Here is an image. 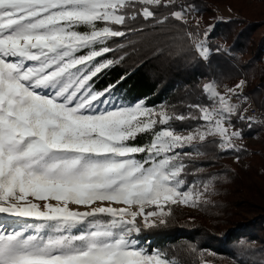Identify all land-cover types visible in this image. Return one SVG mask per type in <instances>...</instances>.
I'll list each match as a JSON object with an SVG mask.
<instances>
[{"label": "snow or ice", "instance_id": "snow-or-ice-1", "mask_svg": "<svg viewBox=\"0 0 264 264\" xmlns=\"http://www.w3.org/2000/svg\"><path fill=\"white\" fill-rule=\"evenodd\" d=\"M122 3L126 0H0V214L10 218L0 219V264H166L132 238L141 231L137 216L154 227L148 217L168 215L162 202L199 199L192 187L180 190L188 154L176 151L191 145L195 134L156 131L158 123H168L167 113L139 102L108 107L111 86L93 88L94 78L117 62L97 58L124 47L107 43L125 36L112 27L125 25ZM173 15L182 18L181 11ZM81 25L88 30L79 31ZM193 47L199 58L209 59L203 40ZM244 83L232 94L238 96ZM205 90L212 91L211 84ZM218 100V109L200 108L208 122L200 140L215 135L221 150L236 151L232 139L242 131L229 133L223 124L231 125L235 115L251 126L252 118L224 96ZM144 133L152 135L148 144L129 143ZM29 197L42 201V209ZM105 201L137 204L140 210L102 206ZM97 202L101 206L93 207ZM70 203L89 210H70ZM145 204L161 211L145 214Z\"/></svg>", "mask_w": 264, "mask_h": 264}, {"label": "trees", "instance_id": "trees-1", "mask_svg": "<svg viewBox=\"0 0 264 264\" xmlns=\"http://www.w3.org/2000/svg\"><path fill=\"white\" fill-rule=\"evenodd\" d=\"M186 7L214 19L215 7H224L233 16L216 20L207 32L208 60L199 58L193 47L198 38L204 39L205 31L194 19L177 20L173 15ZM147 10L152 17L143 16ZM119 14L125 15V25L112 27L125 36L107 43L114 49L117 44L124 47L97 58L117 62L93 83L97 91L111 86L108 107L142 103L168 114V123H158L156 131L178 132L199 127L200 108L213 105L205 85L213 82L220 89H232L244 81L245 100L239 101L237 111L244 113L247 97L261 110L260 121H252L251 126L233 115L231 128L242 131L241 141L233 142L236 151L221 150L215 143L219 138L207 136L196 146L195 155L184 158L183 186L212 178L217 197L210 211L165 205L164 223L143 227L136 219L141 228L136 235L156 244L160 256L176 264H264V0H159V4L128 0ZM78 30L88 29L81 25ZM250 137L260 139L262 145L246 143ZM151 139L150 133H144L129 143L145 145Z\"/></svg>", "mask_w": 264, "mask_h": 264}, {"label": "rangeland", "instance_id": "rangeland-1", "mask_svg": "<svg viewBox=\"0 0 264 264\" xmlns=\"http://www.w3.org/2000/svg\"><path fill=\"white\" fill-rule=\"evenodd\" d=\"M126 1H128V0H126ZM133 1L143 2V0H133ZM215 11H216V14H217V19H214V18H212L209 15H200L197 11H195V10L191 11L190 8L186 7L185 11L182 12L181 20L194 19V22L198 26H200L205 32H208L212 28V26H213V24H214V22L216 20H226V19H229V18L233 17L232 14H230V12L224 7H215ZM203 41H204V43L206 45L207 37L206 38L204 37ZM220 42H222V39H220ZM196 50L199 51L198 49H196ZM28 63H32V62H28ZM209 84H211V86H212V91H207V90H205V87H204L205 93H206L208 98H211V99L212 98H216V99H218V96L222 95V96H224L225 98H227L230 101V105L235 106V107L239 104V101L242 102V101L245 100V96H243L245 83L242 86V88L236 89V91L239 93L238 96L237 95H233L232 92L230 91V90H233L234 88H232V89H220L213 82H211ZM216 94H218V95H216ZM133 106H135V105H133ZM213 107L214 106H212V104H211V105L206 106L205 108H207L209 111H212ZM220 107H221V105L216 106L217 109L220 108ZM247 107L248 106H246L245 111L247 110ZM245 111H244L243 115L245 114ZM200 115H201L200 116V118H201L202 117V112L201 111H200ZM201 120H202V124L199 127L189 128V129H186L184 131L174 132V134H177V135L182 136V137H188L189 135L195 134V139L191 142V145L186 146L184 149H177L176 151L181 152V153L190 152L191 154H188V155H195L194 152H195L196 146L199 143L202 142L200 140V131H207V126H208V122L207 121H204L202 118H201ZM223 126L227 129V131L229 133H231L233 131H236V130H233L231 128V126H230V124L228 123L227 120L224 122ZM188 130H192V132H188ZM209 130L211 131V129H209ZM208 136H215V135H208ZM216 137H218V136H216ZM240 141H241L240 137H234L232 139V143L233 142H240ZM245 142L248 143V144L262 145L260 139H258L256 137H250V138L246 139ZM189 187H192L196 192L200 193L199 199H198L196 204H192V203L185 204V203H183L180 200H177L176 203H173L171 201L162 202V210H163V212L166 213V210H165L164 206L165 205H171V204H173V205H175V206H177V207H179L181 209L190 211V212H203V211L206 212V211H210V206L213 205V200L217 197V193L213 189L214 188V184L212 182V178H207L202 183L192 182L191 184H189L187 186H181L180 190L181 191H185ZM236 197H237V193L236 192L235 193L234 192L231 193V199L234 202L236 201ZM28 200L33 202V203H37V204L41 205V209H42V207H43V202L42 201L35 200V199L31 198V197H29ZM49 202L54 204V205L57 203L55 200H52V201H49ZM21 203H25V202H21ZM92 206L93 207L101 206V202H97L96 204H94ZM102 206H105V207L111 206L113 208L126 209L128 211H135V212H139V210H140V206L137 205V204L126 205V204H123V203H114V202L105 201V202H103ZM68 207L70 208V210L80 211V212H85V211L89 210V208L87 206L77 205V204H72V203H70L68 205ZM160 211H161V209H158L156 207V205H149V204H145L144 205V213L145 214L148 213V212H157V213H159ZM164 217L165 216H162V215H159V214L154 215V216H150V217H148L147 222L149 224L155 225V224L161 223V221L164 220ZM2 218L5 219V220H9L10 219L4 214H0V219H2ZM125 218L126 219H131V217H125ZM11 219L14 220L15 218H11ZM136 219H138L142 223V226L145 227L144 226L145 221H144V216L143 215H138ZM132 238H134V239L139 241L138 247H143L145 253H148V254H156V253H158V249H157V245L156 244L149 243V240H147V239L139 238L136 235V233L133 234ZM162 259H164V258H162ZM172 262L173 261H171V260H166V264H172Z\"/></svg>", "mask_w": 264, "mask_h": 264}, {"label": "built area", "instance_id": "built-area-1", "mask_svg": "<svg viewBox=\"0 0 264 264\" xmlns=\"http://www.w3.org/2000/svg\"><path fill=\"white\" fill-rule=\"evenodd\" d=\"M226 100L229 102L230 101L226 98ZM247 110L245 111V116L247 117H251L252 121H260L261 118V110L254 104V102L252 101V99L250 97H247ZM219 100L216 98H213V105L214 106L212 108V111L217 109L216 106L220 105V103H218ZM184 131V130H183ZM188 132H192V130H188Z\"/></svg>", "mask_w": 264, "mask_h": 264}]
</instances>
